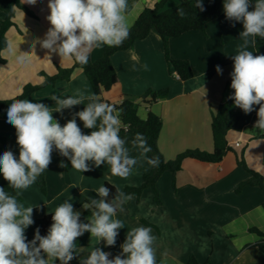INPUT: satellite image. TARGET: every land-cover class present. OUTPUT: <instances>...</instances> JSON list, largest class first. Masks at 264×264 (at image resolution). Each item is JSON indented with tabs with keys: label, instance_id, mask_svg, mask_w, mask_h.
<instances>
[{
	"label": "crops",
	"instance_id": "crops-1",
	"mask_svg": "<svg viewBox=\"0 0 264 264\" xmlns=\"http://www.w3.org/2000/svg\"><path fill=\"white\" fill-rule=\"evenodd\" d=\"M10 0H0V6ZM181 1L168 0L165 10L179 5ZM159 0H127L124 13L129 28L146 8H153ZM49 0H37L32 5L20 0L27 12L16 9L14 25L6 33L8 45L2 51L6 63L0 64V100L19 95L27 84H40L44 78L40 72L55 75L57 66L69 68L75 59L61 58L57 53H49L39 43L35 44V55L31 63L20 64V53L33 52V44L43 40L51 27L47 20L50 10ZM250 10H252L250 8ZM6 11V10H5ZM0 16V22L6 13ZM243 31L240 22L226 18L225 13L206 26L205 33L188 32L169 42V56L172 60H188L193 77L182 81L170 69L166 60L161 38L150 33L144 40L136 41L128 50L112 56V63L119 76L126 98L135 101L138 115L146 118L149 112L160 117L162 128L157 145L166 161L174 160L187 150L213 152L212 115L219 106L233 95L231 73L234 70L233 56L243 43L239 37ZM11 45V50L9 49ZM106 46V45H105ZM105 46L93 47L88 56L97 60ZM249 51L256 55L253 38H249ZM217 66L221 73L217 72ZM203 87L206 89L204 94ZM167 89V96L148 104L141 97L149 90ZM77 90L86 96L94 95L90 82L81 69H75L70 81H60L32 94L27 99L55 108L52 95L61 98L76 95ZM79 105L52 115L61 126L73 118ZM258 116L252 120L257 121ZM77 124L81 128L83 122ZM260 132V134H262ZM227 142L230 150L219 163H206L195 159H185L181 169L173 176L162 174L157 182L161 203L154 201L151 188L145 189L139 199L134 198L123 205L114 219L122 220L124 228L119 229L114 246L96 237H90L87 244L77 247L76 256L69 264H81L94 248L110 253L109 259L121 254V245L126 233L134 227L146 226L142 220L153 225L156 237L154 248L159 264H187L194 255L201 263L212 264H263L256 244L259 236L250 232L257 228L264 230V192L255 186H246L237 192L239 185L248 180L250 173L238 164L243 159L246 167L264 178V138L257 136L255 127L248 125L243 131H229ZM239 142L240 147H235ZM12 151L19 157L16 129L7 122V110L0 111V155ZM140 150L129 152L138 157ZM64 162L66 167L61 168ZM91 171L79 172L71 167L70 161L57 150L52 152V162L43 173L46 194L36 182L27 189L20 190L18 202L24 207H33V220L52 214L65 200L73 204L74 210L84 213L82 205L89 198H99L97 191L106 182L118 190L139 187L143 176L151 166L140 159L132 174L127 178L113 176L110 166L104 163L95 167L89 162ZM49 264H53L50 261ZM56 264V262H55Z\"/></svg>",
	"mask_w": 264,
	"mask_h": 264
},
{
	"label": "clouds",
	"instance_id": "clouds-1",
	"mask_svg": "<svg viewBox=\"0 0 264 264\" xmlns=\"http://www.w3.org/2000/svg\"><path fill=\"white\" fill-rule=\"evenodd\" d=\"M36 2L26 0L32 5ZM127 6V0H49L47 20L51 27L43 40L37 38L34 42L31 54L17 56L18 63H31L35 44L39 43L49 53L87 64L93 47L121 46L129 37L124 15ZM194 6L205 10L202 0H196ZM12 8L16 10L15 5ZM223 8L227 19L243 25L239 34L243 43L233 56L230 86L234 93L230 99L245 114L259 105L254 127L264 131V55H253V51L247 50L249 38H253V42L256 37L264 38V0H255L254 5L251 0H224ZM177 15L184 18V8H177ZM217 72L221 73L219 66ZM203 91L205 94L204 87ZM50 99L55 102L54 109L29 99H16L7 109V122L16 129L19 157L17 159L10 150L0 155V173L17 193L11 195L0 187V264H49L50 261L55 264L57 260L60 264H69L76 256L77 238L85 232L98 241L103 239L107 246H114L118 230L124 228L123 221L114 217L134 196L117 190L109 200L110 188L101 185L96 190L99 198H89L82 205L83 209L91 211L87 223L81 222V213L74 210L70 199L65 200L52 212L53 223L47 235L41 236L37 228L34 238L27 240L25 229L34 223L33 207H24L17 196L48 169L54 150L81 173L92 170L89 162L97 168L107 163L111 174L121 178L130 176L140 159H145L152 167L160 163L158 157H148L152 149L141 133L131 141L133 147L140 150L139 156L129 155L128 142L119 134L121 121L114 105L79 90L74 96L52 95ZM81 104L85 105L83 110L76 112L63 126L52 115L54 111L62 113ZM76 117L84 128L92 129L90 134L82 132ZM60 167H66L63 161ZM155 241L151 227H134L126 233L121 254L109 259L110 253L94 248L81 264H157Z\"/></svg>",
	"mask_w": 264,
	"mask_h": 264
},
{
	"label": "trees",
	"instance_id": "trees-1",
	"mask_svg": "<svg viewBox=\"0 0 264 264\" xmlns=\"http://www.w3.org/2000/svg\"><path fill=\"white\" fill-rule=\"evenodd\" d=\"M168 0H159V2L153 8H146L138 16L134 25L130 27V35L123 42L121 46L108 47L105 46L103 49L102 56L97 60H92L88 56L87 64H80L74 61L73 65L69 68H62L57 66V72L55 75H47L44 72H40L39 76L43 77L44 80L40 84H27L24 86L22 92L14 98L7 100H0V111L7 110L8 107L16 99H27L32 94L43 90L48 86H55L60 81H70L75 69H81L86 75L88 81L93 90V94L97 96L100 101L114 105L119 111L120 123V136L126 139L127 147L129 152H134L138 148L133 147L131 141L135 138L137 133L143 134L147 138L148 145L151 146L152 151L147 155L148 157H158L159 166L152 167L150 171L143 176V182L139 187H126L122 192L126 194H132L138 199L145 189L151 188L154 192V201L157 204L161 203L159 191L157 189V182L165 172H170L174 176L176 172L181 169L182 162L185 159H195L206 163H219L226 153L230 150L227 142V133L229 131H243L256 116L259 105H255V110L251 113L245 114V112L236 107L233 99H228L226 102L222 103L216 113L212 115V138L214 144L213 152H205L201 150H187L184 153L179 154L174 160L166 161L158 149L157 141L162 128V121L159 116L153 112H149L146 118H141L138 115V110L135 101L126 98V95L122 91V85L119 76L112 63V56L120 51H125L132 48L136 41L146 39L150 33L157 34L164 45V51L166 60L168 61L169 67L173 70L176 75L182 81H187L193 77V71L191 64L188 60H172L169 56V42L172 39L179 38L188 32H200L205 33L206 26L217 20L224 14V0H202L204 11L195 7L196 0L181 1L179 5L174 8L165 10V5ZM254 5L255 0H251ZM13 5L16 9L24 10L29 13L27 9L20 5V0H10L5 11L6 18L0 22V64L6 63L5 59L2 57V51L7 47L8 41L6 33L11 26L14 25L13 18L15 11L13 10ZM184 8L186 16L180 18L177 15V8ZM256 55H264V38L256 37L254 40ZM168 90H158L147 91L142 97L141 101L147 102L148 104L154 103L159 98H164L167 96ZM87 103V101H85ZM85 105H79V108L74 112L83 110ZM122 110V111H120ZM73 114V116H74ZM78 123L82 122L76 117ZM81 130L84 134H90L92 129H86L81 126ZM257 136L264 138V131L256 128ZM55 151V150H54ZM68 161V159L65 157ZM238 164L242 166L245 170L250 173L248 180L242 182L237 192H241L246 186L259 187L264 192V178L260 174L250 171L243 159L238 160ZM37 184L43 194H46V181L45 175L42 173L37 178ZM105 186L110 188L112 195L109 197L111 200L117 193V188L110 184L105 183ZM0 187H4V190L11 195L16 196V190L8 186V182L3 178L2 173H0ZM120 191V190H119ZM19 195L17 196V198ZM87 202V201H86ZM264 208V201H263ZM117 212H120L119 210ZM91 218V211L85 210L80 216V220L83 223H87ZM53 223L52 214L45 215L42 218L34 219V223L25 229V235L28 241L34 238L35 231L39 228L40 235L46 236L48 229ZM142 223L146 226L154 227L148 222L142 220ZM250 232L256 234L261 238V240L256 244L259 250L262 263L264 264V230H259L257 228L250 229ZM90 237V233L85 232L82 236L77 238V247H82L87 244ZM38 244V242H37ZM56 264H60L57 260ZM157 264L159 262L157 261ZM187 264H212L209 260L206 262H199L197 258L192 255L190 256Z\"/></svg>",
	"mask_w": 264,
	"mask_h": 264
},
{
	"label": "rangeland",
	"instance_id": "rangeland-1",
	"mask_svg": "<svg viewBox=\"0 0 264 264\" xmlns=\"http://www.w3.org/2000/svg\"><path fill=\"white\" fill-rule=\"evenodd\" d=\"M2 1H4V0H2ZM8 5V4H7ZM7 5L5 4V3H3V5L2 6H0V9H1V11L3 12H5V10L7 9ZM4 13H1L0 12V16L2 17V15H3Z\"/></svg>",
	"mask_w": 264,
	"mask_h": 264
},
{
	"label": "built area",
	"instance_id": "built-area-1",
	"mask_svg": "<svg viewBox=\"0 0 264 264\" xmlns=\"http://www.w3.org/2000/svg\"><path fill=\"white\" fill-rule=\"evenodd\" d=\"M256 122H257V121H254V122L252 121L249 125L252 126V127H254L255 124H256ZM240 146H241V144H240L239 142H236V143H235V147H240Z\"/></svg>",
	"mask_w": 264,
	"mask_h": 264
}]
</instances>
